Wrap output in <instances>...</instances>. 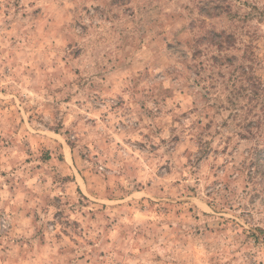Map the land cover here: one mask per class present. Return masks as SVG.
Segmentation results:
<instances>
[{
    "label": "rangeland",
    "instance_id": "1",
    "mask_svg": "<svg viewBox=\"0 0 264 264\" xmlns=\"http://www.w3.org/2000/svg\"><path fill=\"white\" fill-rule=\"evenodd\" d=\"M264 0H0V264H264Z\"/></svg>",
    "mask_w": 264,
    "mask_h": 264
},
{
    "label": "trees",
    "instance_id": "2",
    "mask_svg": "<svg viewBox=\"0 0 264 264\" xmlns=\"http://www.w3.org/2000/svg\"><path fill=\"white\" fill-rule=\"evenodd\" d=\"M264 151V150H263Z\"/></svg>",
    "mask_w": 264,
    "mask_h": 264
}]
</instances>
